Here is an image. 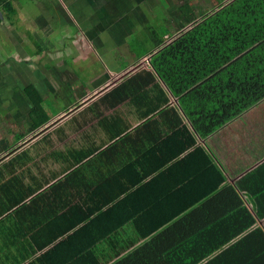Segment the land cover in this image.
<instances>
[{
    "label": "crops",
    "instance_id": "1",
    "mask_svg": "<svg viewBox=\"0 0 264 264\" xmlns=\"http://www.w3.org/2000/svg\"><path fill=\"white\" fill-rule=\"evenodd\" d=\"M14 1L12 0L7 5L6 12L10 17L9 20L14 21V24L10 22L8 27L15 30V35H21L18 39L24 44L26 40L22 37L28 36L24 31L29 32L30 27H36L35 31H41L38 36L40 42L37 43L41 52L36 53L38 47L31 49L29 43L25 48L23 47V59L14 55L9 59L14 58L16 62L27 63L39 57L38 65L55 69L54 74L57 78L64 79V85L55 88L49 82L48 86L52 89L51 91H44L38 86L42 91L41 100L38 102L35 101L37 96L34 95L30 86L23 90L25 96L33 95L29 101L26 98L23 99L30 105L25 111L26 116L31 114L35 118L39 110L32 112L33 101L35 108H42L39 115L40 120L39 122L33 121L26 127L23 126V130L22 125L20 126L19 135L16 133L15 139L9 146L11 150L5 159L0 160V164L10 161L21 153L24 160L29 158L30 161L26 165L17 168L16 174H22L23 183L34 192L20 203V205L25 204L24 208L15 207L9 211H2L4 214L2 218L8 217L9 220L6 224H0V264H13L14 259L22 261L20 264H49L46 259L42 260V258L52 251L51 249L56 244L60 247L53 253L50 264H96L95 255L89 254L94 247L85 248L97 242L94 238L95 234L70 237L74 230L84 223L51 241L52 233L68 224H73L72 221L76 222L94 209L96 211L91 216H96L100 210H107L116 200H127L128 202L127 208H122L121 212L132 214L142 211L148 206L144 199L149 194L147 190L142 189L146 184L151 190V204L155 205L156 210H158L161 195L172 197L175 195L170 194L173 192L171 188L174 185L182 187L183 183L199 182L203 187L198 185L199 190L192 192L188 189V193L184 196L196 198L202 195L208 189L207 169L209 168L203 166L201 156L189 158L194 148L176 157L178 150H175L174 143L177 144L179 141L174 142L173 140L170 142L169 154L161 155L160 152L161 144H165L166 138L173 135L179 128L176 112L179 113V121L188 125L195 134L196 147H203L207 153L214 156L216 165L227 177V185L234 186L238 196L243 200L244 208L239 210L237 205V208L233 207L226 199L229 194L220 189L221 192L214 202L208 199L207 209L204 205L205 201L200 202L203 207L197 216L198 224H180L183 230L189 229L192 233L199 235L197 240V243L201 245L197 248L199 255L205 253L207 248L213 252L199 264H250V262L251 264H264V99L222 126L213 135L203 138L195 132L192 119L184 111L180 101L181 96H176L169 90L151 63L152 58L161 51V47H164L170 40V38L167 39L169 33L163 34L165 39L163 42L160 41L159 29L150 28L152 29L150 34L155 37V46L151 44L149 49L138 52L137 58L123 57L122 64H118L114 62L111 53L105 59L106 54L99 51L101 45L98 36H101L103 32V30H97L99 19L96 21L93 19L88 28H81L77 18H82V16H76L71 9L67 10V4L63 0L60 5L68 13L67 15L49 12L46 6L48 0L34 2L36 8L43 12L36 11L35 14L25 15L18 12ZM88 1L91 3L96 0ZM234 1L236 0H227L221 7L228 6ZM107 7L108 4L104 1L99 5L98 14ZM219 9L220 7L213 12H218ZM107 11L111 14L100 19L105 22L104 32L110 29L113 23L112 18L117 17L115 23L120 24L118 14L112 15L115 10L111 8ZM181 11L184 13L183 10ZM5 16L2 24L8 20L7 15ZM65 16H70L74 26L77 27L74 32L68 31L64 34L62 19ZM184 18L187 22L182 25L189 23L187 26L190 27V24H195L189 21L185 13ZM15 22L20 23L22 28L20 31L14 28ZM149 25L151 23L144 26ZM9 35L11 36L12 33ZM30 37L34 38L35 35L30 32L29 39ZM151 41L147 42L151 43ZM49 42L54 44V47L47 49ZM129 45H134V42L125 41L122 47L126 50ZM46 52L51 54V59H49L51 63L44 60ZM69 63H74V65H69ZM95 64L100 69L94 75V73H89V70ZM148 70L154 73L153 81L148 84L146 76L140 74L136 80V97L128 94L122 100H118L113 90L125 81L129 82L134 75ZM80 73H85L84 76H87L85 81L75 79L72 83L69 80L71 77L78 79ZM154 82L160 83L170 98L169 104H162L155 109L160 95L153 88ZM65 83H67L66 86ZM77 88L78 91H76ZM65 91L68 92L67 95L61 97ZM58 95H60L58 99L62 101L67 99L70 104L72 101L75 103L67 108L54 107L52 104L49 107L45 104L46 99L52 102ZM44 120L46 122L39 124ZM168 156L174 159L166 165L167 168L181 159L189 160L191 166L175 168V172L169 175V178L162 180L168 187V189H163L162 181H160V166L162 160L165 161ZM115 196L117 199L112 201ZM20 197L22 194L10 188L4 202H17ZM1 201L0 198V209H3L5 205L1 206L3 204ZM201 204L193 209L201 208ZM191 210L186 212L189 213ZM212 213L216 215V220L211 219ZM209 224H221L224 232L208 230ZM246 224L254 225L245 229L241 234L237 232L241 226ZM171 225L167 224L163 229ZM132 228L130 225L123 227V235H133ZM257 230H262V232L257 233ZM157 234L158 232L151 235L153 236L151 240ZM237 234L240 235L237 236ZM187 236L188 233L185 236L183 232L180 235L176 234L171 242L180 240V243L185 245L186 242L189 243L194 239L191 236L187 238ZM228 237L234 238L229 245ZM149 240L140 239L117 256H110L106 244L103 243L100 245L101 253L98 254V259L101 264H115L132 253L136 256ZM244 240H247L252 248L257 249L260 245V254L258 255L253 249H247L251 255L250 258H245L243 254L233 252L230 246ZM50 241L51 243H47ZM202 244L204 249H202ZM154 250L158 251L152 255L141 253L138 257L141 259L139 264H148L143 258L150 256L157 260L150 261V264H162L161 260L192 256L191 252L186 250L183 252L171 250V248ZM85 255L86 260L81 261ZM216 259L218 261L214 262Z\"/></svg>",
    "mask_w": 264,
    "mask_h": 264
},
{
    "label": "trees",
    "instance_id": "2",
    "mask_svg": "<svg viewBox=\"0 0 264 264\" xmlns=\"http://www.w3.org/2000/svg\"><path fill=\"white\" fill-rule=\"evenodd\" d=\"M9 2H12V0H0V22L6 18L5 15H7L8 20L10 19L6 12ZM185 7L186 5L182 6V10L188 16L189 21L196 23L199 16L196 15V12L185 10ZM220 8L221 10L218 12H212L211 16L207 14V19L197 24V28L193 27V29L179 36L178 39L164 45L161 51L152 58L151 62L169 90L176 96H181L180 101L184 111L192 119L195 132L203 138L213 135L222 126L264 99V0H236L228 6ZM12 23L14 24V21ZM163 34L159 33L160 41L165 40ZM38 52H41L39 47L36 53ZM140 74L146 76L145 79L148 84L154 79V73L149 70L134 75V78L129 82L125 81L113 90L117 94L118 100H122L128 94L136 97V80L140 77ZM153 88L160 95L159 103L154 109L162 104H169V94L163 89L161 84L154 82ZM36 96L37 99L35 101H40V94H36ZM26 99L29 101L30 97L26 96ZM33 103L32 101V112L39 109L35 115V118L38 116L35 121L39 122L42 108H35ZM176 113L178 115L177 125L179 128L175 130L173 135L166 138L165 144H161V155L169 154L170 142H173V140L174 142L179 141L177 144L174 143L175 150H178L177 154L175 153L176 157H180L191 148H194L189 158L201 156L203 166L209 168L207 169L208 189L202 195L193 198L194 196L184 195L188 193V189L189 192L199 190L198 185L203 187L201 183L192 181L186 184L183 183L182 187L174 185L171 188L173 192L170 194L175 195L173 197L161 195L158 210H156L155 205L151 204V190L146 184L142 189L147 190L149 194L144 199L148 206L142 211L133 212L132 214L121 212L122 208H127L128 202L127 200H116L107 210H100L96 216H91L96 211L94 209L88 215L76 220V222L72 221L73 224H68L54 231L51 241L53 238L65 235L73 228L79 227L84 223L80 228L74 230L70 237L95 234L94 238H96L97 242L90 244V246H85V248L94 247V250H91L89 254L95 255V258H97L96 264H101L98 259V254L101 253V244H106L110 256H117L140 239L150 240L136 256L132 253L115 264H139L141 259L138 257H140L141 253L152 255L158 251L154 250L156 248L160 250L171 248V250H177L178 252L185 250L191 252L192 256L189 258L182 256L180 259L161 260L162 264H199L213 254L207 248L205 253L199 255L197 249L201 246L197 243L199 235L192 233L189 229L183 230L180 224H198L197 216L199 210L203 207L200 202L205 201L204 205L207 209L208 199L214 202L221 190L229 194L226 199L229 200L233 207L237 205L239 210L244 208L243 200L238 196L237 189L234 186L227 185V177L216 165L214 156L211 153H207L205 148L196 147L195 134L188 125L179 121V113ZM43 122H46V120L39 124ZM173 159V157L168 156L165 161L162 160L160 181L169 178V175L175 172V168H189L191 166L189 160L181 159L173 166H170V168H167L166 165ZM29 161V158L24 160L21 153L10 161H4L0 164V198L2 199L1 202H3L1 206L5 205L3 209H0V224H6L9 220L8 217L2 218L4 215L2 211H9L10 209H15V207L24 208L25 204L20 205V203L25 197L31 196V193L34 192V190L23 183V175L16 174L17 168L23 167ZM161 183L163 184V189H168L167 185H164V181ZM10 188L17 190L22 194V197L17 202L9 201V203H5L4 200L6 201ZM26 188L27 190H25ZM115 199H117L116 196L112 198V201ZM199 203L201 208L194 210L193 208L199 206ZM190 209H192L191 212L187 213L186 211ZM211 219L216 220L214 213H212ZM167 224L172 225L163 229ZM126 225L133 227V235H123L122 229ZM220 225L209 224L207 229L224 232ZM253 225L246 224L241 226L237 232L241 234L245 229ZM156 232L158 234L151 240L153 237L151 235ZM182 232L185 236L188 233L187 238L191 236L194 239L189 243L186 242L185 245L181 244L180 240L171 242L173 236L176 234L180 235ZM256 232L260 233L262 230H257ZM240 234H237V236ZM232 239L230 237L227 238L228 245ZM51 241L47 243H51ZM59 247L56 244L51 249L52 251L43 256L42 260L46 259L50 264L49 261L53 253ZM230 247L233 252L243 254L245 258H250L251 255L247 249L255 250L258 255L261 249L260 245L257 246V249L250 247L247 240L234 243ZM202 249H204L203 244ZM217 259L219 260L220 258L218 257ZM217 259L214 262H217ZM85 260L86 255L81 261ZM143 260L150 264V261L155 259L150 256L149 258H143ZM12 261L13 264L22 263V261L15 259Z\"/></svg>",
    "mask_w": 264,
    "mask_h": 264
},
{
    "label": "rangeland",
    "instance_id": "3",
    "mask_svg": "<svg viewBox=\"0 0 264 264\" xmlns=\"http://www.w3.org/2000/svg\"><path fill=\"white\" fill-rule=\"evenodd\" d=\"M37 1L38 0H15L14 5L18 8L19 13L25 15L35 14L36 11H42L41 9L36 8L34 2ZM63 1L67 4V10L71 9L76 16H82V18H77L78 22H80L79 26L81 28H88L93 19L94 21L99 19L97 21V30H103V32H101L102 34H100L101 36H98L99 44L101 45L99 51L102 54H106L105 59L108 58L111 53L114 62L122 64L123 57H127V59L132 57L137 58L138 52L141 53L144 50L149 49V45L151 44L155 46V37L153 34H150L152 29H159L158 33L160 34H163L164 32L169 33L167 39L170 38V40L166 42V44H168L177 39L187 30L193 27L197 28V24L206 20L208 16H211V13L215 9L221 7L227 0H96L91 3L88 0ZM104 1L108 4V7L98 14L99 5ZM140 1L143 5L142 3L140 4ZM60 3L61 0H48L46 4L48 11L53 13H64L67 15L68 13L61 7ZM185 5V10L196 12L197 15H200L197 22L195 24H190V27L187 26L189 23L187 25H182L187 22V19L184 18V13L181 11L182 6ZM60 8L62 10H60ZM111 8L115 10L112 15L115 13L118 14L120 24L115 23L117 17L112 18L113 23L110 26V29H107V31L104 32V28L106 27L104 25L105 22L100 19L109 16L111 13L107 10ZM219 10H221V8ZM87 14H89V16H87ZM187 14L191 16L189 13ZM207 14L209 15L207 16ZM69 17L70 16H65L62 19L64 22V34L68 31L74 32L75 28H77L74 26L73 20ZM10 22L13 21L6 20V22L4 21V24H2V21L0 22V160L7 157L8 152L11 150L9 149V146L15 139L16 133L17 135L20 133V126L22 125L21 128L23 130V126L26 127L27 125H30L38 117L34 118L31 114L26 116L25 111L30 105L23 101V99L26 98L23 93L24 88L30 86L33 89L34 95H38L40 93L42 94V91L38 86L44 91H51L52 89L48 86L49 82H51L52 86L55 88L64 85V79L57 78L54 74L55 69L38 65L40 62L39 57H36L35 60L34 58L31 59V62L27 63L16 62L14 61V58L9 59L12 55L23 59V47L25 48L29 43L31 49L38 47L37 43L40 42L38 36L41 32L35 31L36 27H30L31 30H29V32L24 31L28 35L22 37L23 40H26V44H24V42L18 39L21 35H15V30L8 27ZM150 23L151 25L145 27ZM54 26L55 25H53V27ZM14 28L19 31L22 29L19 22H15ZM147 28L152 29L148 30ZM30 32L35 35L34 38L30 37L29 39ZM9 33H12V35L10 36ZM148 40H152L151 43L147 42ZM66 41L67 40L65 39V42ZM125 41L129 43L134 42V45L127 46V49L125 50L122 47V44H124ZM49 44L47 45V49L54 47V44H51L50 42ZM45 54L46 57L44 60L51 63L52 61L49 60L51 59V54L49 52H46ZM69 65H74V63H69ZM99 69L100 67L95 64L91 67L89 73H94L95 75ZM70 70L73 71V69ZM76 73L78 74V70ZM84 74L85 73H80L78 79L76 77H71L69 80L72 83L75 79L85 81L87 76H84ZM66 85L67 83H65V86ZM86 88L89 87L86 86ZM78 90L79 89L77 88L76 91ZM67 93L68 92L65 91L64 94H59H61L62 97V95L66 96ZM29 97L32 98L33 95H30ZM58 98H60V95L53 99L52 102H49V100L46 99L45 104L49 107H51L52 104L54 107L62 106L67 108V106L75 103L72 101L70 104L67 99L66 101H62Z\"/></svg>",
    "mask_w": 264,
    "mask_h": 264
}]
</instances>
